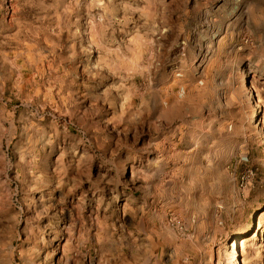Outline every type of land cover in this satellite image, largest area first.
<instances>
[{
    "label": "rangeland",
    "instance_id": "1",
    "mask_svg": "<svg viewBox=\"0 0 264 264\" xmlns=\"http://www.w3.org/2000/svg\"><path fill=\"white\" fill-rule=\"evenodd\" d=\"M0 264H264V0H0Z\"/></svg>",
    "mask_w": 264,
    "mask_h": 264
},
{
    "label": "bare ground",
    "instance_id": "2",
    "mask_svg": "<svg viewBox=\"0 0 264 264\" xmlns=\"http://www.w3.org/2000/svg\"><path fill=\"white\" fill-rule=\"evenodd\" d=\"M235 259V258H234Z\"/></svg>",
    "mask_w": 264,
    "mask_h": 264
}]
</instances>
